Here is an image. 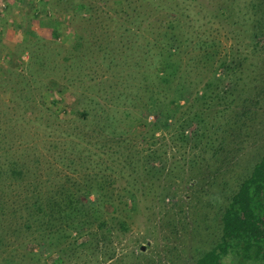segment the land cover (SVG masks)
I'll use <instances>...</instances> for the list:
<instances>
[{
  "label": "rangeland",
  "instance_id": "374dc122",
  "mask_svg": "<svg viewBox=\"0 0 264 264\" xmlns=\"http://www.w3.org/2000/svg\"><path fill=\"white\" fill-rule=\"evenodd\" d=\"M219 1L0 0V166L15 160L23 170L13 183L0 180V201L7 193L9 204L16 206L12 213L0 206V264H194L215 242L220 228L213 217L222 200L208 193L226 180L242 179L264 153V107L251 105L230 144L218 156L207 153L211 164L205 173L210 179L217 176L213 187L205 185L200 192L178 179L181 195L163 201L164 181L156 180L154 194L143 193L152 187L145 162L153 150L165 149L163 139L158 140L163 130L153 135L157 114L149 106L150 81H157L161 65L159 46L169 21L186 44L187 59L198 53L189 46L198 33L218 48L230 45V26L216 14ZM249 61L264 67L258 54ZM202 75L198 88L209 73ZM222 107L217 104L214 110ZM75 110L91 115L83 119L71 113ZM169 151L170 162L183 164L191 156ZM231 157L234 164L222 163ZM100 180L117 196L105 209L113 217L107 239L90 238L88 232L58 237L46 223L25 225L28 211L20 196L31 195L35 187L45 197L62 188L74 198L94 200L93 187ZM125 194L129 199L137 195L135 210H124ZM120 210L127 230L120 228L115 212ZM173 210L185 221L169 223ZM191 220L204 225L202 236L194 234Z\"/></svg>",
  "mask_w": 264,
  "mask_h": 264
},
{
  "label": "trees",
  "instance_id": "16d2710c",
  "mask_svg": "<svg viewBox=\"0 0 264 264\" xmlns=\"http://www.w3.org/2000/svg\"><path fill=\"white\" fill-rule=\"evenodd\" d=\"M243 3L241 5V0L214 3L217 16L229 24L228 33L233 40L228 46L222 43L223 49H220L215 42L206 39L205 33H198L197 39L189 44L191 47L195 45L198 53L189 59L183 55L186 44L181 43L180 33L169 21L164 44L161 49L159 46L161 65L156 70L158 79L150 81L154 82V87H151L149 102L150 109L157 114V120L151 125L153 135L158 129L163 130L158 140L163 139L165 149L163 152L153 150L145 162L146 175L150 176L147 178L152 187L143 195L154 194L156 180L160 184L161 180L164 181L159 192V200L163 201L181 195V186L176 185L178 179L197 190L205 188V185L213 187L217 176L214 177V174L211 181L205 173L211 164L207 153L211 152L212 157L218 156L225 145L230 144V137L244 127V116L251 112V105L264 107V67L249 61L257 54L264 59V0H243ZM176 8H172L174 13ZM174 22L178 26L177 17ZM202 72L209 75L198 88V80L203 81ZM248 82H251L250 85H246ZM182 99L184 103H180ZM217 104L223 107L214 110ZM71 113L83 119L91 115L87 110ZM117 145L128 151L126 146ZM169 149L179 153L181 158L186 153H191V156L183 164L177 160L170 162L167 157ZM235 161L234 157L227 161L224 158L222 163L234 164ZM221 167L222 164L217 165L215 173H219ZM22 172L15 160L2 163L0 180L8 185L15 182ZM207 178L210 180L206 182ZM106 183L100 180L93 187L97 194L94 200L82 199L81 196L74 198L62 188L45 197L41 194L43 191L35 187L31 195L20 196L28 211L24 217L25 225L31 228V222L38 225L44 223L45 227L48 224V230L52 228L50 234L57 231L58 237L66 233L81 235L88 232L90 238L101 235L107 239L109 235L105 234L110 232L108 224L113 217L105 209L117 196L106 191ZM36 185L39 186L38 183ZM199 191L202 192V189ZM88 195L89 192L85 193V196ZM208 195L214 201L221 199L223 202H220L213 217L219 222L220 231L215 242L195 258L194 264H264V153L242 179L236 180V183L226 180L223 187H214ZM3 196L5 199L0 201L2 210L9 208V212H15L16 206L9 204L7 193ZM122 196L121 193L120 201L124 199ZM125 196L124 210H135L137 195L132 194L130 199ZM13 201L17 199L13 198ZM175 203L178 204L179 200ZM208 203L212 204V201ZM181 210L187 214V210ZM121 211H115L116 216L120 228L127 230L128 222L120 216ZM184 221L180 212L173 210L168 215V222L174 225ZM197 222L191 220L194 224L191 225L192 230L196 236H202L204 225ZM95 223L97 227L91 230ZM187 248L186 245L181 246L179 252L182 254Z\"/></svg>",
  "mask_w": 264,
  "mask_h": 264
},
{
  "label": "water",
  "instance_id": "95a60500",
  "mask_svg": "<svg viewBox=\"0 0 264 264\" xmlns=\"http://www.w3.org/2000/svg\"><path fill=\"white\" fill-rule=\"evenodd\" d=\"M144 247V246H143Z\"/></svg>",
  "mask_w": 264,
  "mask_h": 264
}]
</instances>
